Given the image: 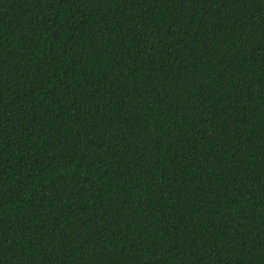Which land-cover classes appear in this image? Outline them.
<instances>
[{"label": "trees", "instance_id": "trees-1", "mask_svg": "<svg viewBox=\"0 0 264 264\" xmlns=\"http://www.w3.org/2000/svg\"><path fill=\"white\" fill-rule=\"evenodd\" d=\"M0 264H264V0H0Z\"/></svg>", "mask_w": 264, "mask_h": 264}]
</instances>
